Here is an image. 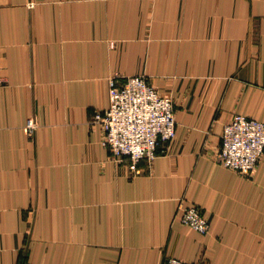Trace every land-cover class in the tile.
Returning <instances> with one entry per match:
<instances>
[{
	"label": "crops",
	"instance_id": "0c3cea01",
	"mask_svg": "<svg viewBox=\"0 0 264 264\" xmlns=\"http://www.w3.org/2000/svg\"><path fill=\"white\" fill-rule=\"evenodd\" d=\"M115 74L174 104L138 175L93 123ZM235 114L264 121V0H0V264H264V152L250 176L218 158Z\"/></svg>",
	"mask_w": 264,
	"mask_h": 264
},
{
	"label": "built area",
	"instance_id": "2783aa9c",
	"mask_svg": "<svg viewBox=\"0 0 264 264\" xmlns=\"http://www.w3.org/2000/svg\"><path fill=\"white\" fill-rule=\"evenodd\" d=\"M109 106L95 113L93 123L103 130L101 145L118 162L125 161L132 175L141 173L140 163L150 164L168 149L176 135L174 104L161 96L145 75L111 76L108 80ZM37 122L29 118L25 132L31 137ZM218 158L223 167L250 176L264 152V121L235 114L223 126ZM179 221L199 234L209 231L201 210L192 205H179ZM163 264H201L167 258Z\"/></svg>",
	"mask_w": 264,
	"mask_h": 264
}]
</instances>
